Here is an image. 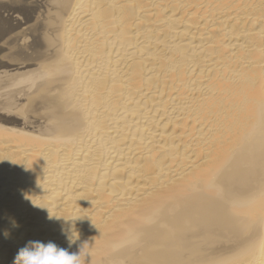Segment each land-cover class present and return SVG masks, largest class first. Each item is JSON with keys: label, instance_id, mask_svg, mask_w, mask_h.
Wrapping results in <instances>:
<instances>
[{"label": "bare ground", "instance_id": "obj_1", "mask_svg": "<svg viewBox=\"0 0 264 264\" xmlns=\"http://www.w3.org/2000/svg\"><path fill=\"white\" fill-rule=\"evenodd\" d=\"M30 240L264 264V0H0V264Z\"/></svg>", "mask_w": 264, "mask_h": 264}, {"label": "clouds", "instance_id": "obj_2", "mask_svg": "<svg viewBox=\"0 0 264 264\" xmlns=\"http://www.w3.org/2000/svg\"><path fill=\"white\" fill-rule=\"evenodd\" d=\"M13 225L18 227L15 221H13ZM73 229L66 233L69 247L79 239V237H75ZM8 235L9 233L5 232V236ZM86 245H88L86 242L82 244L77 253L69 252L51 241L44 243L39 240H30L18 250L13 264H81V257L85 254L83 250Z\"/></svg>", "mask_w": 264, "mask_h": 264}]
</instances>
